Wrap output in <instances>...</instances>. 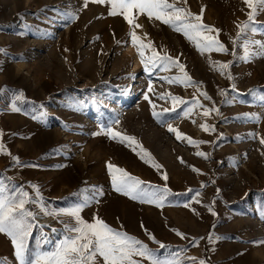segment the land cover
Listing matches in <instances>:
<instances>
[{
  "label": "rangeland",
  "instance_id": "374dc122",
  "mask_svg": "<svg viewBox=\"0 0 264 264\" xmlns=\"http://www.w3.org/2000/svg\"><path fill=\"white\" fill-rule=\"evenodd\" d=\"M170 2L196 14L203 8V22L219 29L218 39L229 49L228 54H201L181 33L139 15L137 35L144 39L146 33L144 42L150 40L156 50L179 57L193 85L164 79L179 75L176 68L145 72L130 25L122 15H109L108 4L0 0V143L11 153L0 154V185L22 188L33 198L29 185H38L48 211L84 205L80 215L85 221L98 217L147 244L161 259L264 264V4H257L254 31L243 35L233 56L237 25L250 11L243 0ZM69 13L78 18L69 19ZM245 41L256 42L252 51L258 53L247 60ZM214 61H230L234 79L229 80L227 72L221 75ZM150 79L153 91L148 96L156 111L173 107L167 95L171 93L186 102L198 100L205 108L214 102L218 114L205 117L197 106L185 116L191 104L177 105L161 124L144 99ZM117 119L119 124L114 123ZM168 124L204 143L177 139ZM202 124L215 131L204 132ZM108 127L134 137L137 144L111 139ZM141 146L150 157L141 158ZM12 156L19 157L18 164ZM109 162L146 183L166 186L170 194L164 205L140 203L116 192ZM27 207L36 213L29 248L52 250L66 234L65 225L74 221L67 215H44L33 204ZM0 264H19L3 233Z\"/></svg>",
  "mask_w": 264,
  "mask_h": 264
},
{
  "label": "snow or ice",
  "instance_id": "6c2138e0",
  "mask_svg": "<svg viewBox=\"0 0 264 264\" xmlns=\"http://www.w3.org/2000/svg\"><path fill=\"white\" fill-rule=\"evenodd\" d=\"M96 4H108L110 5L109 15H122L125 21L130 25L132 31L129 35L134 47L137 48V54L140 58L141 64L144 66L145 72L152 74V72L160 67L163 70L171 71L173 68L178 69L179 75L173 77H164L168 83H181L187 85H193L195 82L186 71L185 65L180 62L179 57H173L163 50H156L152 41L148 40L147 34H144V39L139 37L135 29L142 27L137 23L139 15H146L149 20L155 19L160 21L164 25L171 27L175 32L181 33L186 39L193 42L197 50L203 54L204 52L215 51L221 54H228L229 49L218 39L219 29L213 26L206 25L203 22L204 9L201 8L200 13L196 14L191 12L186 7L178 6L176 3L170 2V0H84V7L88 6V3ZM187 0H184L186 3ZM250 10L247 14V20L242 24H238V32L236 39L232 41L233 56H235V46L238 41L243 38V35L248 31H254L252 27L257 4H264V0H243ZM71 20L78 18L75 14H67ZM254 41H245L243 44L244 59L247 60L251 55L258 54L252 51L255 46ZM261 51H264V45H261ZM3 49H0L2 52ZM146 52H150V55H146ZM231 62H212V65L220 72L221 75H225L227 72V78L233 80L231 73L228 71ZM235 84H233V90ZM153 91V83L151 79L148 82L147 92L144 94V99L149 102L152 108L153 117L161 124L166 123V114L174 112L177 105L191 104L187 110L184 111V115L187 116L194 107H200L202 109L203 116L208 117L211 113L216 112L218 109L213 106L205 108L199 103L198 100L186 102L183 99L168 93V97L172 101V108H163L162 111H156V104L149 99L148 93ZM201 95L205 100L211 101V97L206 92H202ZM224 95V92H221ZM164 99L163 96L160 97ZM264 101V96L260 98ZM42 107V106H41ZM13 111H19L18 108L13 106ZM257 122L258 117H255ZM115 124H119V120L114 121ZM201 128L204 132H214V126L202 124ZM103 132L104 129L102 128ZM168 131L174 132L177 139L188 140V143L197 145L198 143H204L203 141L196 142L191 137L184 136L176 128L168 124ZM100 133H94L93 135H99ZM106 134L111 139L119 138L120 142L127 141L129 144H137L134 137L126 136L120 132L114 131L112 127H108ZM3 133L0 132V136ZM261 144H264V138L260 140ZM135 150V149H134ZM141 153L144 156H149L141 146ZM0 154L9 155L11 153L5 149V146L0 143ZM139 154V153H138ZM200 156L207 158V154L203 152L197 153ZM11 159L15 163H19V157L12 156ZM183 162V161H181ZM159 169V165H154ZM109 175L111 176L112 188L132 200L139 201L140 203H147L162 207L170 194V190L165 186L159 188L150 183L140 180L139 178L131 175L123 168H120L111 162L107 164ZM194 171H199L193 169ZM163 179L167 180L166 174ZM35 193L34 198L30 196L29 192L24 191L22 188L8 189L3 185H0V233L5 234L11 240V244L15 250V256L19 264H142L143 261H148V264H180L176 259H161L158 254L150 249L147 244H144L139 239L128 235L124 231H119L110 227L105 221L98 217L93 218V222L85 221L80 213L84 205H79L71 209H61L59 211H48L44 205L43 196L40 193L38 185H29ZM204 187V185H201ZM102 191V190H101ZM219 193V190H217ZM199 195V193H197ZM199 202V201H197ZM87 201H85V204ZM214 203V201H213ZM35 205L40 212L44 215H67L74 221L71 225H65V235L52 250H42L37 247L36 249L29 248V238L32 235L34 227H36V213L32 211L27 205ZM188 205L185 204V207ZM209 212L212 215H216L213 211L212 205H208ZM143 227V225H142ZM55 231V229H53ZM177 235L184 238L183 234L177 231ZM150 239L155 241L154 236H149ZM211 239V236L209 237ZM194 245L198 246V241L193 238ZM264 243V242H261ZM160 248H164L165 245L160 244ZM138 257V259H137ZM193 264H206V261L196 258H189Z\"/></svg>",
  "mask_w": 264,
  "mask_h": 264
},
{
  "label": "built area",
  "instance_id": "2783aa9c",
  "mask_svg": "<svg viewBox=\"0 0 264 264\" xmlns=\"http://www.w3.org/2000/svg\"><path fill=\"white\" fill-rule=\"evenodd\" d=\"M53 234H51V237H52ZM51 240H53V238H50Z\"/></svg>",
  "mask_w": 264,
  "mask_h": 264
},
{
  "label": "crops",
  "instance_id": "0c3cea01",
  "mask_svg": "<svg viewBox=\"0 0 264 264\" xmlns=\"http://www.w3.org/2000/svg\"><path fill=\"white\" fill-rule=\"evenodd\" d=\"M7 115H9V114H7ZM6 124H7V122H6ZM2 131H4V130L2 129Z\"/></svg>",
  "mask_w": 264,
  "mask_h": 264
}]
</instances>
